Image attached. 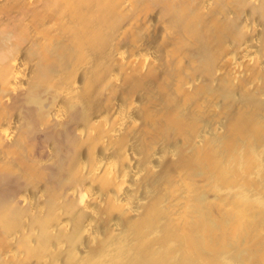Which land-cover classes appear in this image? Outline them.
I'll return each instance as SVG.
<instances>
[{"label": "rangeland", "instance_id": "1", "mask_svg": "<svg viewBox=\"0 0 264 264\" xmlns=\"http://www.w3.org/2000/svg\"><path fill=\"white\" fill-rule=\"evenodd\" d=\"M112 1L115 6L110 12L111 24L101 29V25H96V38L99 46L109 49L111 53L118 50L124 52L125 56L117 60L119 70L116 71L122 80L107 95L101 96L90 90L92 82L112 77L115 74V63L112 64L110 59L104 60L101 70L94 67L87 82L86 76L75 70L78 93L85 96L87 105V113L83 119L87 132L78 137L73 174L64 183L68 186L75 184L87 187L83 188L87 194H80L79 198L83 197L85 202L100 208L101 205L92 197V191L100 189L103 195H110L112 184H118L124 179L112 169L105 172L98 169L101 158L116 154L120 162L129 161L123 156H127L128 153L124 152L131 148L140 161L151 159L149 167L147 171L145 169L142 179L129 181L130 187L125 191L127 195L120 196L121 192L114 190V196L109 197L105 204L111 216L106 219L104 216L94 217L91 233L81 228L78 231V227L72 232L70 227L51 226L53 221L63 218L78 221L82 226L84 217L80 218L76 211L73 213L74 204L71 202L66 206L60 203L55 206L48 203L44 206L41 218H47L42 221L43 224L39 222L36 226V221L33 224L40 229L39 234L35 228L28 229L23 238L17 239L16 251L12 249L13 236L0 232V264H68V261L69 264H92L103 248L124 245V234L128 230L131 235L137 232L136 241L130 248L138 250L139 257L135 259L147 261L153 250L155 252L153 247L158 244L163 227L164 233L167 226L175 227L182 237L189 232L190 224L198 226V235L201 233L200 237H204H201L202 251H206L207 255L210 253L209 261L212 264H264V197L258 200V196L263 193L261 185L264 184V104L259 107L254 100V96H261L264 91V62L244 65L236 54L247 50L250 38H255L257 43L264 45V21L260 18V15L264 16V0H218L219 5L215 7L205 4V7L198 5L194 9L192 4L190 8L184 5L176 7L180 0H163L157 5L146 0H129L127 5H123L122 0ZM115 1L116 4L120 2V5H116ZM180 13L182 16H179ZM75 15L77 16L76 12ZM242 17L247 21L240 24L239 29L232 27ZM257 18L261 20L258 21ZM77 28L79 33L75 29V34H78L80 46L79 43L82 44L89 33H83L85 29ZM90 44L85 46L93 55L89 59L87 56H77V64L89 62L93 66L97 53ZM146 51L152 54V60L139 59L140 54ZM100 108L101 112L111 111V121L129 111L132 122L125 133H113L107 124L99 123L96 115ZM258 158L263 162L262 169L256 164L258 162L255 160ZM37 186L35 184L29 194L33 199L36 198L35 212L39 213L43 195H40L41 188ZM249 186L252 189L248 190ZM231 191L233 195L225 197ZM140 195L145 196V200L140 203V207L143 205L140 215L126 220L127 231L124 230L126 232L123 231L124 234H119L121 237L117 236L113 241L116 234L112 233L117 231V227L120 228L117 221L124 224L118 213L130 211L131 207H128L127 202L138 201ZM200 195L205 197L204 204L198 211L196 198ZM158 199L162 203H156ZM156 206L160 212L158 221L164 226L153 234L150 231L153 224L149 215L157 209ZM20 209L19 207V212H23ZM18 215L14 218L16 223H19L18 217L22 221L24 213ZM209 217L214 224H210ZM94 219L101 224L98 225ZM156 221L153 223L157 224ZM207 225H211L208 226L211 228ZM212 225L217 226L213 228ZM218 225L223 226L220 229ZM185 226L188 229L184 233ZM137 227L141 233L137 231ZM0 228L6 230V223L3 222ZM207 232L213 237L209 238ZM128 233L126 237L129 238ZM156 235L158 236L155 237ZM57 236H64L62 238L67 241L55 243ZM181 237L169 239L174 243L172 247L176 245V260L179 263L184 255V246L188 249L191 243L187 242L188 238ZM231 238L235 240L232 241ZM178 240L181 243L180 249L176 243ZM169 241L164 242L165 248L158 244L156 253L159 256L155 253L152 258L166 257L167 252L164 250L173 249L169 246ZM228 241L233 242V246L227 249H219L217 246L218 243L223 246ZM85 244L90 248L95 246L90 254L74 252V245V248H78ZM148 247L151 256L147 253ZM143 250L145 254L142 253ZM241 251H246L249 255ZM13 252L17 255H13ZM69 252L70 259L67 255ZM71 252L75 256H71ZM64 258L66 262L63 261ZM136 260L131 263L140 264ZM146 261L143 260L141 264H146ZM148 261L147 264L151 262ZM156 261L155 264L161 263Z\"/></svg>", "mask_w": 264, "mask_h": 264}, {"label": "bare ground", "instance_id": "2", "mask_svg": "<svg viewBox=\"0 0 264 264\" xmlns=\"http://www.w3.org/2000/svg\"><path fill=\"white\" fill-rule=\"evenodd\" d=\"M122 1L123 5H127L129 3V0ZM146 1L153 2V5L154 3L158 4L163 2V0ZM251 1L260 2L262 0ZM113 2L114 1L112 0H0V221H2V223H6L7 225V229L3 230L0 228V232L6 235L10 234L11 236H13V250L17 249V239L20 240L21 238H23V235L28 229L35 228L36 226H38L39 222L43 224L42 221L47 217L45 218L44 216H42L41 218V213H43L44 211L43 207L48 203H50L52 206H55V204L57 203L66 206L69 204V202H71L74 204L73 213L75 214L76 211L77 215L80 218L83 216L85 220L81 226L79 225L78 221L73 222L68 218H63L60 221L58 220L57 222L56 220L53 221L54 224L53 222H50L51 226L66 228L70 227L72 232L78 227V231H81V229H83L85 232L87 230L91 233L94 217L98 218L99 216H104L103 218L106 219L111 216L109 210L106 209L107 207L105 204L108 202L109 197L114 196V190H119L121 192L120 196L126 194L127 192L125 191H127L130 187L129 181L131 182V180L136 181L137 179H142L145 175V172L147 171V167H149V162L151 161V159H149L150 161H140L138 156L133 152V150H131V148L124 152L128 153L127 156H123L126 157V159L128 158L129 161L126 160L125 162H120V159L116 158V154L105 155L103 158H101L100 162L98 163V169L104 172L112 169L117 174H121L124 179L122 181H119L120 183L118 184H112L110 188L112 192H110V195H103V193L101 192L102 190L100 189L92 191V197L94 196V199L101 205L100 208L93 203L85 202L83 200V197L79 198L81 196L80 194L86 193L84 192L83 188L87 187L75 186V184L68 186L66 185V183H64L73 174V162L75 159L74 157L75 150L78 144V137H80V135H83L84 132H87L85 131L86 125L83 121L84 116L87 113V105L84 99L85 96H80L78 93V87L75 83V70L77 73L78 71L79 73H83L86 76L84 77L87 78V82L90 78L89 74L92 72L94 67H96L97 70H101V65L104 60L110 59L112 64L115 63V74L112 77L110 76L109 79H103L99 82H92V88L90 90H93L96 94H99L101 96L107 95L109 91L113 90V87L115 88V86L119 85L118 81L122 80L119 72L116 71L119 68V66H117V60L120 57L125 56V54H123L124 52L122 53L121 50H118V52L111 53L109 49L100 47L97 43L98 39L96 38V25H101L99 28L101 29L111 24L109 18L110 12L114 10L113 6L115 5L113 4ZM116 2L117 1H115V4ZM218 2V0H202V2L201 0H180L178 1V3L180 4H177L176 7L189 6L190 8V6L193 5L194 7L192 6V8L194 9L198 5H202L201 7H205V4L210 5L211 7H215L216 5H219ZM118 3L117 4L119 6L120 2ZM187 3L189 5H187ZM169 8L173 10L172 7ZM192 8L191 11L193 10ZM75 12L77 16L75 15ZM180 15L182 16L181 13L179 14V16ZM75 16L77 17L76 20ZM260 18L264 21V16L260 15ZM257 19L258 21L261 20L259 18ZM245 21L247 20L242 17L241 19L235 21V23L232 24V27H234L235 29H239L240 24H243ZM76 25L77 27H79V29H85L86 32L82 30L83 33H89L87 35L89 37H86L84 41L80 39L82 40V44L79 43L80 46L78 45L77 33L79 32L78 28L75 27ZM75 29L77 31L76 34ZM81 37L79 36V38ZM90 37H93V40H91ZM251 39L252 38H250V41H248L247 50H245L244 52L236 53L237 59H239V61H241V63L244 65L247 63L254 64L261 63L262 61L264 62V45H261V43H257L255 41V38L253 40ZM87 44H90L92 47H94L95 52L97 53L95 56V60L93 61V66L89 62L82 65L77 64V56H87L89 59L93 55L92 51L88 49L87 46H85ZM261 52H263V55H260ZM139 57V59L150 61V59L152 58V54L149 51H146L145 53H141ZM109 64L111 63L109 62ZM98 65L99 67L97 68ZM217 72L219 73L218 70ZM250 94L252 96V92ZM263 95L264 91L261 96H254L256 105L259 106L264 104ZM100 110L101 108L99 109V111H97L96 115L98 122L107 124L110 131L113 133H125V131L127 130V126L132 122V117L129 115V111L127 114L126 112H124L119 116V118H117V120L111 121L112 116L111 119L109 116L111 111H104L102 109L103 111L101 112ZM258 110L261 109L259 108ZM95 123L96 125H100L97 122ZM255 161L258 162L256 164H258V166H260L261 168V163L263 162H260L259 158ZM35 184L38 185L37 188H41V191L39 193L41 196L43 195L39 213L35 212L36 198L34 197L35 199H33L29 194V192L33 190ZM261 188L263 189V193L258 196V200H261V198L264 197V184L263 186L261 185ZM250 189H252L251 186L248 187V190ZM231 192L232 193H226L227 195H225V197H228L229 194L233 195V191ZM32 194L33 193H31V195ZM204 197L205 196L200 195L196 198L198 211L204 204ZM144 198L145 196L140 195L138 201L127 202L128 207H131L130 211L123 210L118 213L119 218L123 219L124 224H120L122 221H117V225H119L120 228L117 227V231L112 233L116 234V237L113 235V241L115 240V238L121 237V235L119 234H124L127 231V229H125V225L128 226V221L126 220L133 219L140 215L141 208L143 207V205H141L142 207H140V203L145 200ZM159 201L160 200L158 199L156 203L159 204ZM160 203L162 202L160 201ZM159 206L161 207V205ZM17 207H20V210H22L23 212H19ZM18 212L21 214L24 213V219L22 218V221H19L18 217L17 221L19 223H16V219L14 218L19 216ZM152 212L153 214L149 215V220H151L150 222H152L153 224H150L152 225L150 231L151 233L155 234L156 231H159L164 225H162L158 221L160 219V212L158 208L155 209V211L153 210ZM81 213H85V215ZM88 214L90 216H87ZM154 217H156L157 221ZM210 218L211 217H209L210 224H214L213 220ZM35 221L37 224L34 223ZM95 221L97 223V219ZM153 221H156V223H158L155 224L153 223ZM223 222L225 223V221ZM2 223L0 224V227L2 226ZM33 224H35L36 226H34ZM195 225L196 224H190V230L187 235H182L181 233L182 237H184L185 239L188 238L187 242L191 243H189L190 248H188L190 249V251H187L188 249H186L184 246V255L180 263L178 262V260H176V245L172 247V244L174 243L170 242L169 239L171 237H175L174 239L176 240L177 238L180 239L181 236L179 235V233H177L175 227H171V225H169L166 227L167 229L165 233V227H163V234H160V240L158 244L162 245L163 247V244H165L164 242L167 243L169 241V246L173 249L169 251L164 250V252H167L166 257H157L155 259V255L154 258L152 257L153 254H155L157 251L156 249L158 244L156 245V247H153L150 244L151 248L153 247L155 249V252L153 250V253L151 254L152 256L149 254V252L151 251L149 250L150 246L148 244L149 247L147 248V250L149 251L147 253L152 258H149L151 259L149 260L146 256V258L151 261L149 262L147 260L149 264H155L154 261L156 260V263H158V261H161L162 264H212L209 261L211 259L210 253L209 255H207L205 254L207 253L206 251L205 253L203 252L204 250L202 251L201 247H203V239L201 237L203 236L200 237L201 233H199L200 235H198V226ZM208 226L211 225H207V227ZM212 226L213 228H215L217 225L215 227L214 225ZM222 226L223 225H220V227ZM185 227L186 228H184L183 230L184 233L185 229H188L187 226ZM244 227L245 226L243 224V230ZM141 228L144 227L142 226ZM42 229L43 228H41V230ZM212 230L210 231V234ZM38 231H40V229H37V232ZM123 231L124 233H122ZM137 231L140 232V230H138V227ZM128 232L131 231L128 230ZM128 232H126V234ZM136 233L133 232V235L128 233V235H130L129 238L126 237V234H124L125 238H127H123L125 240L123 241L124 245L114 244L115 246H107L103 248L101 254L99 255V257H97L98 259L95 260L94 263V260H91L92 264H132L131 262L136 260V257H139L137 255V249H135L136 251L130 249L131 245L136 241ZM40 234L41 236H38L42 237L43 232H41ZM87 236H89V234H87ZM157 236L158 235H156L155 237ZM208 236L209 238L213 237L210 235ZM62 237L64 238V236L55 238V243L56 241L62 243L67 241L66 238L63 239ZM148 237L151 236L148 235ZM236 237H239V235ZM233 240L235 239H232V241ZM230 241H228L227 243L223 242V246L218 243L217 246L219 247V249H227L229 246H233V244L231 245V243L233 242L230 243ZM46 242L47 241H45V243ZM187 242L186 244H188ZM176 243L180 249L181 243L179 242V240ZM152 245L155 244L153 243ZM214 245L216 244L214 243ZM75 246L76 245H74V247ZM189 246L187 245V247ZM74 247V252L78 251L81 254H90L95 246L91 248L90 246H87V248L85 244V246L83 247ZM166 247H168V245ZM163 248H165V246ZM144 250H146V247ZM144 250L142 251V253L144 252ZM74 252H71V256L72 254H74L75 256ZM246 254L249 255L247 252L245 253V255ZM13 255L16 256L17 253L13 252ZM67 255L69 258L70 252ZM137 260L136 262H138L140 259L138 261ZM143 260L146 261L145 259ZM63 261H65V258ZM61 263L62 262H60V264ZM161 263L159 262V264ZM54 264L59 263L55 262Z\"/></svg>", "mask_w": 264, "mask_h": 264}]
</instances>
